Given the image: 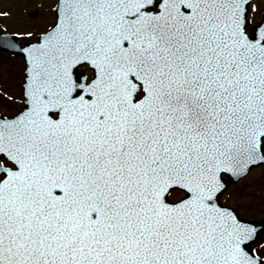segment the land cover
<instances>
[{
    "label": "snow or ice",
    "instance_id": "obj_1",
    "mask_svg": "<svg viewBox=\"0 0 264 264\" xmlns=\"http://www.w3.org/2000/svg\"><path fill=\"white\" fill-rule=\"evenodd\" d=\"M253 11L58 0L35 42L0 32L25 61L24 107L0 116V264H264V218L223 202L264 168Z\"/></svg>",
    "mask_w": 264,
    "mask_h": 264
},
{
    "label": "rangeland",
    "instance_id": "obj_2",
    "mask_svg": "<svg viewBox=\"0 0 264 264\" xmlns=\"http://www.w3.org/2000/svg\"><path fill=\"white\" fill-rule=\"evenodd\" d=\"M53 3L57 4V0H0V31L9 34L32 32L31 41H35L41 32L47 30V25L55 22ZM35 13L37 15L33 17ZM263 16L264 9L258 3L252 12L253 22H259ZM19 38L22 44L29 42L26 36ZM24 69L21 57L0 53V115L14 117L22 109ZM6 95L12 99H6ZM183 195L175 192L171 199L177 200ZM223 202L240 209L248 219L264 218V168L255 169L246 179L231 185ZM253 248L264 255V237Z\"/></svg>",
    "mask_w": 264,
    "mask_h": 264
},
{
    "label": "water",
    "instance_id": "obj_3",
    "mask_svg": "<svg viewBox=\"0 0 264 264\" xmlns=\"http://www.w3.org/2000/svg\"><path fill=\"white\" fill-rule=\"evenodd\" d=\"M1 51H5V50H1ZM7 51H9V52H11V53H13V54H18V50L17 51H11V50H7Z\"/></svg>",
    "mask_w": 264,
    "mask_h": 264
}]
</instances>
